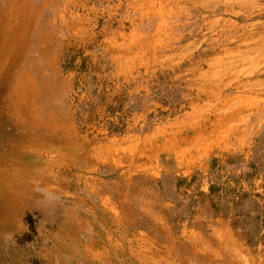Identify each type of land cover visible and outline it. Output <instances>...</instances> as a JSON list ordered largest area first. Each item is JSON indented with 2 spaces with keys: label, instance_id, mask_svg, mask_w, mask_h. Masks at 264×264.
<instances>
[{
  "label": "rangeland",
  "instance_id": "rangeland-1",
  "mask_svg": "<svg viewBox=\"0 0 264 264\" xmlns=\"http://www.w3.org/2000/svg\"><path fill=\"white\" fill-rule=\"evenodd\" d=\"M0 264H264V0H0Z\"/></svg>",
  "mask_w": 264,
  "mask_h": 264
},
{
  "label": "trees",
  "instance_id": "trees-1",
  "mask_svg": "<svg viewBox=\"0 0 264 264\" xmlns=\"http://www.w3.org/2000/svg\"><path fill=\"white\" fill-rule=\"evenodd\" d=\"M75 59L72 60V64ZM105 69L102 71L103 75H106L103 79H99L95 74L88 76H81L83 78H77L76 85L73 89L76 91V101L74 106L76 108L77 120L80 124L82 118L85 117L86 121L93 122L97 109H102L105 112L107 118L103 120L104 127L111 135H123L126 133L127 123L125 117L122 116L124 111V105L129 102V88L126 85H122L119 82H111L107 77L111 71V67L106 62ZM81 68L86 69V65L83 63ZM91 68V66H90ZM85 95V99H79ZM110 116L113 119H109ZM85 122V121H83ZM217 163L216 159L211 160V168ZM215 186L211 183L209 185V196L215 192ZM20 210V209H19ZM15 209H12L10 213L15 214Z\"/></svg>",
  "mask_w": 264,
  "mask_h": 264
}]
</instances>
